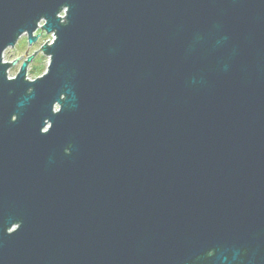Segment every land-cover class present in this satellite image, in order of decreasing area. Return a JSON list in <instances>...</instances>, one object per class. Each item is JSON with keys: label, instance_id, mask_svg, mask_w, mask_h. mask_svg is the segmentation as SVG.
Here are the masks:
<instances>
[{"label": "water", "instance_id": "1", "mask_svg": "<svg viewBox=\"0 0 264 264\" xmlns=\"http://www.w3.org/2000/svg\"><path fill=\"white\" fill-rule=\"evenodd\" d=\"M0 264H264V0H0Z\"/></svg>", "mask_w": 264, "mask_h": 264}, {"label": "rangeland", "instance_id": "2", "mask_svg": "<svg viewBox=\"0 0 264 264\" xmlns=\"http://www.w3.org/2000/svg\"><path fill=\"white\" fill-rule=\"evenodd\" d=\"M43 22H40V25ZM39 35V39L32 44H28L26 35L23 34L13 47H8L3 52V61L7 63H12L17 60V62L12 65L8 70V76L14 77L19 70L21 63L27 58L31 57L30 63L27 67V78L32 80L40 76L47 67L48 56L45 55L39 48H41L45 43H50L53 36L46 34L40 28L34 33V35ZM27 52V55H25Z\"/></svg>", "mask_w": 264, "mask_h": 264}, {"label": "flooded vegetation", "instance_id": "3", "mask_svg": "<svg viewBox=\"0 0 264 264\" xmlns=\"http://www.w3.org/2000/svg\"><path fill=\"white\" fill-rule=\"evenodd\" d=\"M27 38V37H26ZM41 38V37H38V39ZM30 63V62H29ZM29 65V64H28Z\"/></svg>", "mask_w": 264, "mask_h": 264}, {"label": "built area", "instance_id": "4", "mask_svg": "<svg viewBox=\"0 0 264 264\" xmlns=\"http://www.w3.org/2000/svg\"><path fill=\"white\" fill-rule=\"evenodd\" d=\"M51 41H52V40H51ZM51 41H50V42H51Z\"/></svg>", "mask_w": 264, "mask_h": 264}]
</instances>
